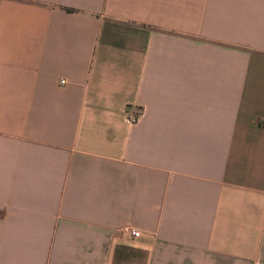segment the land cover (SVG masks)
<instances>
[{
    "label": "crops",
    "instance_id": "0c3cea01",
    "mask_svg": "<svg viewBox=\"0 0 264 264\" xmlns=\"http://www.w3.org/2000/svg\"><path fill=\"white\" fill-rule=\"evenodd\" d=\"M0 264H264V0H0Z\"/></svg>",
    "mask_w": 264,
    "mask_h": 264
},
{
    "label": "built area",
    "instance_id": "2783aa9c",
    "mask_svg": "<svg viewBox=\"0 0 264 264\" xmlns=\"http://www.w3.org/2000/svg\"><path fill=\"white\" fill-rule=\"evenodd\" d=\"M61 82H64V79H61ZM143 113V107L141 105H132L128 104L127 105V110L125 112V122L127 124H135L138 122L141 114ZM123 230H125V232L128 233V235L130 237H138L141 235V232L139 229L136 228H123Z\"/></svg>",
    "mask_w": 264,
    "mask_h": 264
}]
</instances>
